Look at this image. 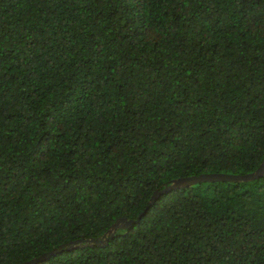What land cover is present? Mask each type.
Instances as JSON below:
<instances>
[{"label":"trees","instance_id":"1","mask_svg":"<svg viewBox=\"0 0 264 264\" xmlns=\"http://www.w3.org/2000/svg\"><path fill=\"white\" fill-rule=\"evenodd\" d=\"M263 161L264 0H0V264H264V175L151 203Z\"/></svg>","mask_w":264,"mask_h":264},{"label":"water","instance_id":"2","mask_svg":"<svg viewBox=\"0 0 264 264\" xmlns=\"http://www.w3.org/2000/svg\"><path fill=\"white\" fill-rule=\"evenodd\" d=\"M264 175V161L262 162L261 166L256 169L254 172L251 173H246V174H226V173H203L200 175H194V176H189V177H184V178H178L173 181L171 185L166 186L163 190H157L152 199L151 203H154L156 198L160 196L163 193L169 192L173 189L176 188H182V187H187L189 185H193L194 183L197 182H202V181H235V182H241V181H250L253 179H256L260 176ZM144 214V213H143ZM134 223V220H127V219H120L117 221L113 226L112 230L109 232L113 234L115 232V229L118 227H128L131 226ZM85 241V245H103L106 244L107 242V237L103 238H89L86 240H75L73 242V245L66 246V249H73L77 247L79 244L83 245ZM57 253V249L50 251L48 253H45L43 256L40 258H36L30 261H26L23 264H35L39 260H43L47 257H50L51 255H54Z\"/></svg>","mask_w":264,"mask_h":264}]
</instances>
